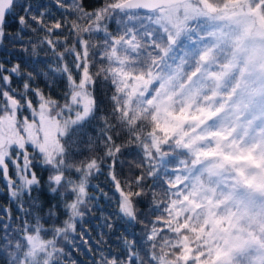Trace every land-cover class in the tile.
Instances as JSON below:
<instances>
[{
	"label": "snow or ice",
	"instance_id": "1",
	"mask_svg": "<svg viewBox=\"0 0 264 264\" xmlns=\"http://www.w3.org/2000/svg\"><path fill=\"white\" fill-rule=\"evenodd\" d=\"M5 46L0 264H264V0H0Z\"/></svg>",
	"mask_w": 264,
	"mask_h": 264
},
{
	"label": "trees",
	"instance_id": "2",
	"mask_svg": "<svg viewBox=\"0 0 264 264\" xmlns=\"http://www.w3.org/2000/svg\"><path fill=\"white\" fill-rule=\"evenodd\" d=\"M37 3L39 4H47L49 2V0H36ZM114 27V25H113ZM18 51V50H17ZM13 59V62H16L17 60H19V56L16 55L14 53V51L8 49L7 46H5L4 48H0V60H7V59ZM25 59H27L25 57ZM40 59L43 60L45 59L44 57V53L40 54ZM29 67H31V64H29ZM37 83L39 84L40 87H44V83L43 81H37ZM63 85H60L59 87L53 89L52 95L54 96H59L61 95L60 92V88H62ZM47 91V90H46ZM104 181V176H100L99 180H94L93 184L96 183H103ZM7 203V194L4 193L3 195H0V207L5 206V204ZM99 216V213H97V217ZM86 220H89V223H85L83 224V229L88 230L92 236V240H93V244L95 243V239L96 237H98L100 235V230L98 228V223L99 220L98 218H89V217H85ZM92 229H95V231H92ZM137 232H139V229H137ZM113 242H115V239L113 238ZM73 257L79 260L83 261V264H89V257L90 254L87 253V250L85 249L84 251H74L72 253Z\"/></svg>",
	"mask_w": 264,
	"mask_h": 264
}]
</instances>
